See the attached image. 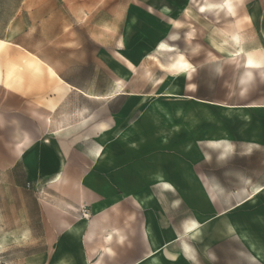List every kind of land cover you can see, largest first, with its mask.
Listing matches in <instances>:
<instances>
[{
  "label": "rangeland",
  "instance_id": "obj_1",
  "mask_svg": "<svg viewBox=\"0 0 264 264\" xmlns=\"http://www.w3.org/2000/svg\"><path fill=\"white\" fill-rule=\"evenodd\" d=\"M159 1L163 0H0V38L5 40L0 42V264H133L149 252L148 213L166 242L164 264H264L246 242L252 238L264 250V106H245L264 104V76L252 78L244 101L234 98L232 105L192 100L171 106L155 85L162 71L171 68L166 64L172 62L173 53L104 52L116 38L126 46L125 29L133 14ZM235 2L244 4L249 20L245 37L252 41L255 36L254 45L264 53V0ZM253 12L259 14V26L251 23ZM53 24L59 26L52 37ZM61 26L70 33L83 26L100 38L99 60L97 53H59L56 36ZM17 42L30 50L54 53H22ZM46 61L64 69L76 84L93 86L102 95L100 104L91 107L82 92L73 91L62 105L46 106L50 99L46 86L61 81ZM239 70L230 67L223 76L236 78L240 86ZM215 78L214 72L213 84ZM239 91L238 87L234 90ZM154 105L173 114V133L164 147L159 135L165 112L160 110L159 116ZM90 108L97 111L95 116L83 114ZM114 110L116 115L110 113ZM239 110L248 117H239ZM50 121L51 128H46ZM132 126L144 136L137 146H128L122 138ZM222 126L232 132L231 137H222ZM18 131L31 138L32 146L24 153L17 151ZM207 131L215 132L214 141L204 136ZM108 133L117 184L110 187V195L93 201L101 209L90 204L91 194L87 187L83 192L82 178L76 172L69 173L70 183L55 187L51 182L57 175L28 180L19 162L34 144L54 141L76 163L82 152L87 159L95 140ZM154 160L163 163L175 186L145 187L153 198L147 206L135 208L123 185L129 184L132 167ZM205 179L217 193L216 201H209ZM115 196V202L107 198ZM82 199L88 202L83 204ZM60 202L74 205L77 211L63 210ZM108 208L115 209L113 220L125 241L114 257L103 259L104 238L95 244L97 250L88 249L77 229ZM189 222L199 223L195 236L186 233ZM232 224L243 229L245 236Z\"/></svg>",
  "mask_w": 264,
  "mask_h": 264
},
{
  "label": "crops",
  "instance_id": "obj_2",
  "mask_svg": "<svg viewBox=\"0 0 264 264\" xmlns=\"http://www.w3.org/2000/svg\"><path fill=\"white\" fill-rule=\"evenodd\" d=\"M243 5L240 2H235V0H163L147 3L144 5L145 7L141 8L144 12L133 14L131 24L125 29L127 45L124 46L123 40H117L116 38L112 48L110 45L107 49H104V52L173 53L175 57L172 62L166 64L168 67L170 65L171 68L162 71V78L155 85L162 91V99L166 100L171 106L183 102L192 103V100L220 106L224 104L232 105L234 98L244 101L243 98L246 96L245 93L249 81L257 75L258 77L264 76V53L260 50V46L254 45L255 36H253L252 41L245 37L244 26L249 24V20L245 19V7ZM250 16L252 17L251 23L259 26V14L253 12V15ZM58 26V24L52 25L50 30L52 37L56 33ZM66 30L68 31H64L63 26H61L60 32L56 36V39L59 38L61 44L59 53H97L99 60L103 46L100 38L92 35L90 30L83 26L77 28L76 33H70L69 28ZM0 42H5V40L0 38ZM16 45L22 48V53H54L49 51V49L44 51L30 50L19 42ZM248 55L250 56L247 57ZM249 60L250 62L252 61V64ZM46 63L50 72L61 80L60 82H51L46 86V93H50V99L45 101L46 106L55 105L58 107L62 105L67 96L73 91L82 92L91 107L100 104L102 95L100 92H94L93 86L90 88L85 85H78L66 75L64 69L54 65L52 62L46 61ZM230 67L233 70L241 69L239 70V73H241L240 86L236 78L230 80L223 76V73ZM214 72L216 75L215 84H213L212 79V73ZM207 73L209 74L208 78L206 76ZM114 85H116V81ZM237 87L241 92L239 91L236 94L234 90ZM54 88L57 90L56 92H54ZM91 89L93 90L92 93L89 92ZM157 105H154L157 112L163 111L166 115L163 116L164 128L159 135L161 147H164L171 140L173 133V129H171L173 128L171 124L173 114L159 106L157 107ZM245 106L258 108L264 106V104L250 102L245 104ZM126 110L124 113L127 116ZM53 112L54 110L52 109L50 119L53 118ZM86 113H92L95 116L97 111L91 110V108L88 111L83 110V114ZM110 113L116 115L117 110ZM237 113H239V117H248L241 110ZM165 120L169 122L170 126L164 124ZM51 122L46 125V128H51ZM220 129L222 137L228 138L232 136V132L227 127L222 126ZM19 134L21 137L29 139L28 143L23 146L17 144L16 141L17 151L24 153L26 149L32 146L31 138L26 132L18 131L17 136ZM214 134L215 132L207 131L204 136L214 141ZM164 136H166V140L163 139ZM252 137L257 138L258 136L253 134ZM110 138L111 135L109 133L97 138L95 144L91 147L89 157L85 159V153L82 152L81 161L79 160L76 163H72L68 157H65L67 154L66 148L62 147V145L59 146L54 141L49 143L40 141L37 145L34 144L35 147L19 162L23 164L24 173L28 180L48 179L57 175L55 180L51 182L55 187H62L70 183L69 173L76 172L75 174L82 178L83 192L86 190L84 188L87 187L86 191L91 194L88 195L90 196L88 200L92 201L90 204H94L92 206L99 208L100 205H96L93 201L97 202L101 198L103 199L104 195H110V187L117 184L113 180L117 176L114 165L116 158L110 145ZM122 138L128 146L133 143H136L137 146L139 139H143L144 136L137 128L132 126L122 134ZM187 175L191 176L192 172ZM129 177V184H124L123 187L126 195L131 199V204L133 202L132 206L135 208L147 206L150 199L153 198V193L146 192L145 187L149 185L157 188L165 185L169 186V188L175 186V183L165 172L163 163L158 160H154V162L139 168L132 167ZM207 181L208 179H205L203 184V187L206 188V195L210 198L209 201L215 200L213 198L214 188ZM97 195L98 197H96ZM107 198L109 201L113 200L114 202L118 200L116 196ZM82 200L83 204L88 202L86 199ZM59 205L65 211H77L74 205L67 202H61ZM114 210L110 208L101 210L96 216L87 221L85 227L77 229L81 243L88 249L97 250L98 247L95 244L100 237L104 238L105 255L102 257L103 259L105 257H114L125 241L124 233L113 220L112 214L115 212ZM147 218L145 228L150 241L149 252L133 264L144 260L147 264H164L162 252L166 247V242L161 238V230L149 213ZM68 224V222H65V225ZM191 228H199L200 230L199 223H187L186 233L188 235H190ZM196 232L194 233L195 235ZM156 248L162 250L159 256V263L155 262L150 255Z\"/></svg>",
  "mask_w": 264,
  "mask_h": 264
},
{
  "label": "bare ground",
  "instance_id": "obj_3",
  "mask_svg": "<svg viewBox=\"0 0 264 264\" xmlns=\"http://www.w3.org/2000/svg\"><path fill=\"white\" fill-rule=\"evenodd\" d=\"M243 52V51H242ZM252 52V51H251ZM252 54V53H251ZM244 55V54H243ZM253 55V54H252ZM251 55V56H252ZM250 55H248L247 57H249ZM257 56V55H256ZM246 57V56H245ZM253 57V56H252ZM252 57H251V59H252ZM254 57H255V55H254ZM261 60V59H260ZM249 62H250V60H249ZM252 62V61H251ZM250 62V63H251ZM252 64V63H251ZM255 64H256V62H255ZM164 124L165 125H167V126H170V124H169V122L168 121H164ZM163 139L164 140H166V136H164L163 137ZM28 140L29 139H27V138H23V137H21L20 136V134H19V136H17V144H19V145H21V146H23V145H26L27 143H28ZM134 140V139H133ZM98 148V147H97ZM99 148H100V146H99ZM208 182V181H207ZM257 192H260L259 190H257ZM256 192V193H257ZM216 192H214L213 193V198L214 199H216V194H215ZM213 200V199H212ZM61 203V202H60ZM66 206V205H65ZM63 208V207H62ZM89 224V223H88ZM233 225V227H236V229L239 231V233H240V235L241 236H245V234H244V230L243 229H241L240 227L238 228L237 227V225H235V224H232ZM199 230V228H191V231H190V235L191 236H195V231H198ZM116 236V235H115ZM112 238H113V236H112ZM247 242V244H248V246H249V248L251 249V250H253V253H254V256L256 257H259V258H262L263 260H264V250H262V249H259V248H257L256 247V245H255V241L252 239V238H248V241H246ZM162 252V250H160L159 248H156V249H154V251H153V253L152 254H150L151 255V257H152V259H154L155 260V262H157V263H159L160 262V260H159V256H160V253Z\"/></svg>",
  "mask_w": 264,
  "mask_h": 264
}]
</instances>
